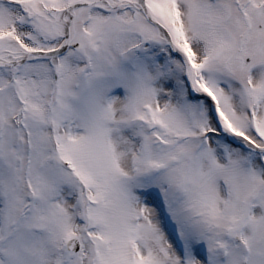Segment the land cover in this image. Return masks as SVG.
Returning <instances> with one entry per match:
<instances>
[{"label": "snow or ice", "instance_id": "obj_1", "mask_svg": "<svg viewBox=\"0 0 264 264\" xmlns=\"http://www.w3.org/2000/svg\"><path fill=\"white\" fill-rule=\"evenodd\" d=\"M0 264H264V0H0Z\"/></svg>", "mask_w": 264, "mask_h": 264}]
</instances>
